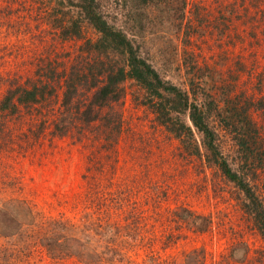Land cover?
Returning <instances> with one entry per match:
<instances>
[{"label": "rangeland", "instance_id": "obj_1", "mask_svg": "<svg viewBox=\"0 0 264 264\" xmlns=\"http://www.w3.org/2000/svg\"><path fill=\"white\" fill-rule=\"evenodd\" d=\"M95 2L162 79L185 89L184 51L216 71V85L231 82L232 94L254 103L250 116L264 142V0H185L183 31L129 0ZM77 3L0 0V100L16 81L55 90L17 114L0 112V264H264V243L242 210L241 192L164 133L135 82L123 83L115 144L101 141L100 123L84 136L51 134L58 75L82 41L97 38ZM53 18L81 21L82 40L59 39ZM209 125L264 208V154L247 167L222 125L214 118ZM24 208L30 215L16 222L12 214ZM192 218L201 219L200 230L181 220ZM73 242L79 250L71 254Z\"/></svg>", "mask_w": 264, "mask_h": 264}, {"label": "trees", "instance_id": "obj_2", "mask_svg": "<svg viewBox=\"0 0 264 264\" xmlns=\"http://www.w3.org/2000/svg\"><path fill=\"white\" fill-rule=\"evenodd\" d=\"M126 1V0H125ZM134 2L132 9L157 11L160 14V25L174 26L183 31L188 23L184 20L185 0H129ZM127 3V2H126ZM78 8L82 20L95 31L97 38L93 41H82L77 47L68 71L58 75V83L62 89L58 112L52 117L51 134L62 138L67 135L84 136L85 131L96 123H100L101 141L116 143L120 132V105L124 95L123 83L131 80L143 90L141 104L153 115L154 122L170 138L176 140L184 153L189 156H203L205 162L213 165L228 182L232 183L243 195L242 210L248 215L264 243V208L246 179V172L234 170L223 157L216 145V134L209 125L214 118L233 140L237 152L243 155L247 167L257 157L264 154V142L250 114L253 102L249 98L232 94L231 82L215 84L216 71L206 64L199 67L191 54L183 51L180 67L183 72L185 89H181L170 81L161 78L159 73L143 58L132 44L126 33L104 19L97 8L95 0H78ZM128 9V8H127ZM155 9V10H153ZM138 15V14H136ZM140 15V14H139ZM131 18V16H129ZM166 17V18H165ZM62 41L82 40L79 20L52 19ZM132 23V21H131ZM187 35V32H183ZM91 63V64H90ZM90 81V83H89ZM37 86L30 82L9 87L0 100V112L14 115L20 107L31 108L54 95L53 87ZM218 87L215 91L214 88ZM86 88V94H85ZM84 90V93L82 91ZM200 134L201 140L195 139ZM78 137V136H77ZM204 151L201 154L202 150ZM261 167H264V165ZM18 204H22L21 202ZM29 209L14 212L15 221L18 216L30 215ZM32 219V218H31ZM190 224L201 228V219L192 218ZM12 218L10 224H12ZM21 220V225L23 226ZM15 226V225H13ZM19 226V225H18ZM64 232V229L55 231ZM16 231V230H15ZM14 231V232H15ZM22 234V230H18ZM76 242L67 244L71 254L76 253Z\"/></svg>", "mask_w": 264, "mask_h": 264}]
</instances>
